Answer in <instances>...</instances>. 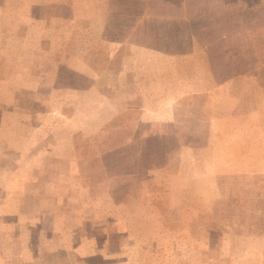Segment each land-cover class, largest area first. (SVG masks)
I'll list each match as a JSON object with an SVG mask.
<instances>
[{
  "label": "rangeland",
  "instance_id": "1",
  "mask_svg": "<svg viewBox=\"0 0 264 264\" xmlns=\"http://www.w3.org/2000/svg\"><path fill=\"white\" fill-rule=\"evenodd\" d=\"M32 2L47 3L46 25L60 33L56 46L62 54L56 62L47 59L49 51L0 59V72L14 73L3 77L9 86L30 90L0 94V264H45L53 254L59 263L69 259L54 249L53 231L19 219L38 198L59 192L63 207L76 205L73 211L85 213L90 208L82 204L88 201L97 214L111 212L107 205L113 201L121 203V220L145 213L155 237L120 233L122 242L155 247L140 256L145 264H164L167 244L186 246L183 253L174 251L177 264H198L203 256L207 264H252L262 257L264 264V0H23L20 5ZM71 17L82 24L76 41H69ZM96 20L104 32L101 43L93 44L85 28ZM123 44L142 59L184 49L203 55L214 87L206 85L205 94L187 93V87L182 98L161 90L158 99H148L151 106L123 110L132 92L123 88L122 68L103 78L105 64ZM191 60L178 63L202 69V62ZM29 67L38 75H28ZM3 98L14 100L12 106ZM99 223L107 235L101 233L98 242L112 248L116 223ZM129 223L122 221L119 230ZM203 226L204 254L196 249L203 244ZM169 228L174 236L165 235Z\"/></svg>",
  "mask_w": 264,
  "mask_h": 264
},
{
  "label": "crops",
  "instance_id": "2",
  "mask_svg": "<svg viewBox=\"0 0 264 264\" xmlns=\"http://www.w3.org/2000/svg\"><path fill=\"white\" fill-rule=\"evenodd\" d=\"M21 3H23V0H0V9H7V11L0 15V59L12 62L18 60L21 53L25 55L26 59H30L31 55L36 56L43 52L44 54H47L46 52L49 51L48 60H53L54 62L60 60L58 56H61L62 53L60 50L58 51L56 43L57 41H61L62 37L60 33L56 32V30L52 31L50 29L52 28L50 27V24L49 27L46 25L47 3L32 2L27 3L26 7H24V4L20 5ZM56 3L60 4L59 2ZM12 7L15 9L10 11V8ZM70 21L72 23L71 27L73 30H70L72 35L69 37V41L71 39L76 41L79 31H82L83 29L80 28L82 24L75 23H81V20L71 17ZM98 23L99 21L96 20L92 24H87V28H85V31H89L91 34L90 39L93 40V44L101 43V36L104 32V27ZM9 30L10 32L18 31V34L13 35L9 32L6 33ZM19 31L22 33L20 34ZM7 36L10 37L9 40H7ZM185 51L186 50L184 49V51L178 52L173 56L163 54L164 56H149L148 58L142 59L138 51H132L126 44H123L116 51L113 58L105 64L103 78H112L117 74L116 71L119 72V69L121 70L122 68L120 73L124 79L123 88L126 92H132V96L130 98L123 100V110H141L149 103L151 106V102L147 103L149 101L148 99H158L157 94L161 90L166 93H179L181 94L180 98L183 97V90L187 87L190 89L187 93L205 94V92H207L206 85L209 84L210 89H213L212 87H214L211 82L213 75L211 74L210 69L207 70L203 55L189 54L187 51L182 54ZM195 58L200 59L195 61ZM168 59H172L177 62L178 67L173 66L171 61H167ZM188 59H193L190 62H202V69L192 70L186 68V66L189 68L192 67L191 65L178 63ZM166 62H169L171 66L169 67ZM191 64L194 65V63ZM31 69L32 68L29 69L27 73L28 75H38ZM12 73L13 71L9 73L7 70L6 72H0V94L6 97L7 94L11 93L13 95L16 91L30 92L29 88H21L20 90H17L9 86V80H5L3 77L11 75ZM108 90H111L110 87H108ZM13 101L8 102L6 98H3L2 100L7 107L12 106ZM18 105L19 104H17V106ZM219 118L220 115L214 117L212 129L214 126L216 127V125H218L219 121L216 119ZM226 119V122H229L231 117H226ZM5 120L14 124L20 123L14 122L12 119L10 120L9 117L5 118ZM38 151L42 150H37L35 152ZM28 153L30 152L27 151L22 155L25 156ZM41 166L38 167L41 169ZM53 176L55 177L56 175L54 174ZM59 183V181H56V184ZM51 186L55 189L61 188L60 185L53 184ZM59 193L51 194V196L45 199L38 198L34 204L30 205L31 210L24 211L21 216H19V219H21L25 225H36L42 230L53 231V235L58 237L57 246H55L54 249L57 247L60 250H63L69 258L66 262L59 263L56 260L57 258L55 254H53V256L47 259L45 264H145L143 260L141 261L140 256H142V254H148L156 251L154 249L155 247L148 249L142 244H127L122 242L120 238V233L123 231H127L128 235H132L135 238L143 236L155 237L157 235L155 230H152V228L148 229L147 227V225L151 227V224L147 223L149 222L148 220L146 222L145 213L132 214L130 216L132 217L131 220H127L129 219L127 215L130 214H125L124 216L122 215L121 220L119 217L120 210L118 207L121 203L119 204L113 201H110L111 205L110 203L107 205V210L111 209V212L101 211L97 214L95 210L97 206L91 203L87 204L88 201H84L82 204L86 208H90L89 210H86L85 213L79 212V210L73 211V209L76 208V205H73L74 208L73 206L70 208H67V206L63 207ZM137 202L142 204L141 200H137ZM152 203H155V201L151 200L150 204ZM176 203L184 204L187 202L179 200ZM172 211L173 209H171L168 214L169 216L172 215ZM30 213H32V215ZM16 214L19 215L18 211ZM33 214H36V216L33 217ZM36 218L38 219L33 222ZM71 220L77 221L70 222ZM102 220H108L112 226L114 225L112 224V221H114L116 223L115 225L118 227L117 232H114L113 234L118 240L117 244L115 246L113 245V247L109 249L98 242L101 240V233L105 236L107 235L104 231L100 230V227L98 228V225L101 224L99 222ZM122 221L123 224H127V222L129 223V221L130 223L127 226V229L119 230V226L122 225ZM98 230H100V232ZM165 235L167 237L174 236L173 229H167ZM201 236L203 238V244H201V247L199 246L196 249L204 254V241L206 236L204 226L202 227ZM185 247L186 246L176 247L173 244H167V256L164 264H177L174 262L173 253L174 251H176L177 254L183 253ZM261 260L253 261L252 264H262ZM150 264H158V262L155 260ZM186 264H189V262L187 261ZM198 264H207L204 256ZM208 264H210V262H208ZM241 264H245V262L242 261Z\"/></svg>",
  "mask_w": 264,
  "mask_h": 264
}]
</instances>
